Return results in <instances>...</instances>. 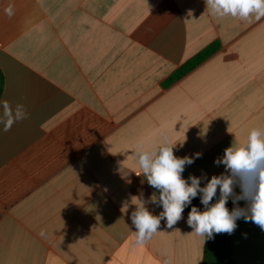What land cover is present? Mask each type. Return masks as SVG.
<instances>
[{
    "label": "crops",
    "instance_id": "crops-1",
    "mask_svg": "<svg viewBox=\"0 0 264 264\" xmlns=\"http://www.w3.org/2000/svg\"><path fill=\"white\" fill-rule=\"evenodd\" d=\"M0 73V101L29 113L0 125V264H203L186 211L134 245L135 197L156 191L133 152L164 132L177 157L202 153L185 179L224 172V149L264 129V18H217L204 0H0ZM237 225L234 263L264 264V231Z\"/></svg>",
    "mask_w": 264,
    "mask_h": 264
},
{
    "label": "clouds",
    "instance_id": "clouds-1",
    "mask_svg": "<svg viewBox=\"0 0 264 264\" xmlns=\"http://www.w3.org/2000/svg\"><path fill=\"white\" fill-rule=\"evenodd\" d=\"M204 3L210 14L217 18L231 16L246 21L264 18V0H204ZM5 13L11 18L14 14L12 6L7 7ZM0 108V125L4 132L29 118L23 104L17 103L13 107L4 100L0 101ZM176 145L161 132L158 145L145 149L141 142L133 152L140 169L136 175L143 176L156 190L149 200L135 197L138 202L130 215L135 229L134 245H145L150 241L159 232L162 220L166 221L167 228H173L183 218L185 208L198 196L203 210L192 206L187 224L203 242L213 238L214 234H232L240 219L264 231V129L252 128L243 143L232 142L225 148L223 155L214 161L217 166L223 165L224 172L211 178L202 174L185 179L182 174L186 166L193 164L202 153H196L195 157H177L174 154ZM230 199L234 205L231 210L227 207ZM240 201H244V207L239 206ZM149 203L161 207L162 211L153 214L147 206Z\"/></svg>",
    "mask_w": 264,
    "mask_h": 264
},
{
    "label": "trees",
    "instance_id": "trees-1",
    "mask_svg": "<svg viewBox=\"0 0 264 264\" xmlns=\"http://www.w3.org/2000/svg\"><path fill=\"white\" fill-rule=\"evenodd\" d=\"M219 47V44L214 43L203 51L199 52L193 58L188 60L184 65H182L175 73L169 78L168 84L173 81L181 78L183 75L192 71L196 66L205 61L212 53H214ZM0 92L2 89L3 78L0 73ZM156 191V190H155ZM240 189L237 188L236 192L239 193ZM244 201L239 202V206H244ZM196 206L203 210V205L200 203L199 196L192 200L191 205L185 208L184 211L190 212L191 207ZM227 207L231 210L234 205L231 199L228 201ZM233 249L231 235L227 233L214 234V237L211 239H206L205 250H204V259L203 264H235L232 258Z\"/></svg>",
    "mask_w": 264,
    "mask_h": 264
},
{
    "label": "water",
    "instance_id": "water-1",
    "mask_svg": "<svg viewBox=\"0 0 264 264\" xmlns=\"http://www.w3.org/2000/svg\"><path fill=\"white\" fill-rule=\"evenodd\" d=\"M1 82V81H0Z\"/></svg>",
    "mask_w": 264,
    "mask_h": 264
}]
</instances>
